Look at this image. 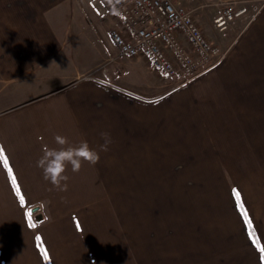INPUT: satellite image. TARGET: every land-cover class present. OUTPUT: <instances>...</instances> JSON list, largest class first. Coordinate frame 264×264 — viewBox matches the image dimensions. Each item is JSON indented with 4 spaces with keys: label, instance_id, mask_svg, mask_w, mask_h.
Returning <instances> with one entry per match:
<instances>
[{
    "label": "crops",
    "instance_id": "1",
    "mask_svg": "<svg viewBox=\"0 0 264 264\" xmlns=\"http://www.w3.org/2000/svg\"><path fill=\"white\" fill-rule=\"evenodd\" d=\"M174 1L226 54L160 90L111 28L78 31L76 0H0V264H264V0L223 31L226 0ZM101 131L110 150L68 165L67 191L44 180L57 135Z\"/></svg>",
    "mask_w": 264,
    "mask_h": 264
},
{
    "label": "built area",
    "instance_id": "2",
    "mask_svg": "<svg viewBox=\"0 0 264 264\" xmlns=\"http://www.w3.org/2000/svg\"><path fill=\"white\" fill-rule=\"evenodd\" d=\"M105 1L118 20L110 36L121 54L144 56L170 88L187 84L226 54L207 37L194 18L193 8L174 0ZM238 4L237 0L221 2L220 13L214 18L216 28L226 30L233 20L247 13V8Z\"/></svg>",
    "mask_w": 264,
    "mask_h": 264
},
{
    "label": "clouds",
    "instance_id": "3",
    "mask_svg": "<svg viewBox=\"0 0 264 264\" xmlns=\"http://www.w3.org/2000/svg\"><path fill=\"white\" fill-rule=\"evenodd\" d=\"M100 140L96 148L90 147L87 140H82L78 145H68L66 137L57 135L56 143L59 148H45L43 155L37 161V167L42 169L44 180L60 191H67L69 177L65 174L68 165L73 172H79L83 163L96 165L100 161V153L108 152L113 143L111 133L101 131Z\"/></svg>",
    "mask_w": 264,
    "mask_h": 264
},
{
    "label": "rangeland",
    "instance_id": "4",
    "mask_svg": "<svg viewBox=\"0 0 264 264\" xmlns=\"http://www.w3.org/2000/svg\"><path fill=\"white\" fill-rule=\"evenodd\" d=\"M210 1L214 2V0ZM237 1L239 3L238 5L247 8V13L240 17H237L229 24L228 27H231V25H233L232 23H236L237 21H242L244 23L247 22L252 17V14L255 11V9L250 7L249 3L246 0ZM76 12L79 24L78 31L84 35L90 36L92 39L93 35L94 39L102 41H104L105 37H107L109 29L115 26V24H113L112 22L117 20V18L109 11L108 4L105 0H76ZM125 59L129 62L135 60V58L130 59V57L127 56H125ZM143 60L147 64V68L146 66L144 68V76L146 77V79H149L151 81L154 80L158 88L160 90H164V87L162 88L163 83L161 78L156 74L155 71L151 69L147 61L145 59ZM167 88L169 89L170 87Z\"/></svg>",
    "mask_w": 264,
    "mask_h": 264
},
{
    "label": "snow or ice",
    "instance_id": "5",
    "mask_svg": "<svg viewBox=\"0 0 264 264\" xmlns=\"http://www.w3.org/2000/svg\"><path fill=\"white\" fill-rule=\"evenodd\" d=\"M0 160H3L5 166H7V159H6V157L4 156V150H3L2 147H0ZM12 182H13V184L15 185V183H16L15 179H13ZM17 193H19V189H17ZM235 194H236V198H237V200H239V199H240V195H239V193L236 192ZM23 203H24L23 198H21V204H23ZM28 215H29V226H30V227H34L35 225L31 223V217H30V214H28ZM245 215H246V214H245ZM248 226H249L250 228L252 227L250 221L248 222ZM45 258H47V256H45ZM262 259H264V257H262Z\"/></svg>",
    "mask_w": 264,
    "mask_h": 264
}]
</instances>
